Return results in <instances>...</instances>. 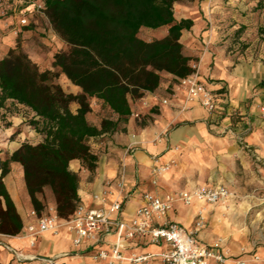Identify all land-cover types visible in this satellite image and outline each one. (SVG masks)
Wrapping results in <instances>:
<instances>
[{
    "label": "crops",
    "instance_id": "0c3cea01",
    "mask_svg": "<svg viewBox=\"0 0 264 264\" xmlns=\"http://www.w3.org/2000/svg\"><path fill=\"white\" fill-rule=\"evenodd\" d=\"M245 2L197 0L193 6H181V11L175 13L177 21L191 19L194 23L189 31H183V51L192 58L191 65L198 66L201 80L217 92L219 111L211 115L198 103H186L184 94L177 91L179 81L163 74L155 92L130 100L132 115L119 131L90 141L99 159L92 178L79 161L70 163L71 171L78 173L81 179L78 195L82 204L88 208L99 207L95 196L104 190L106 181L116 180L122 172L131 196L122 214L126 220L131 219L146 193L164 197L179 191L215 185L229 188L230 184H236L240 195L248 194L255 205L264 204V36L253 33L250 37L245 33L248 28ZM160 30L162 32L158 33L162 36L156 39L168 33L166 28ZM18 44L45 70H54V56L68 51V45L55 34L47 17L41 15L31 17L27 28H20L16 20L0 21V60ZM60 76L65 92L81 93L65 75ZM94 106L98 107L95 101ZM78 108L76 103L71 105L74 112ZM89 120L100 128L98 115L90 114ZM4 156L0 147V161L6 160ZM10 168L4 181L25 227L33 222L30 213L34 208L23 167L12 163ZM157 168L167 170L156 175L154 185L153 172ZM112 191L117 194L115 188ZM46 193L51 192L46 190ZM228 208L201 202L189 207L177 204L170 220L190 229L197 212L206 209L207 225L198 240L204 245L222 240V247L233 260L244 259L241 232L248 228L249 212ZM263 214L264 209H255L256 220L250 226L261 225ZM72 239V235L62 229L57 236L37 237L35 246H31L24 228L17 236L0 234V264H49L39 257L56 259L58 264H102L93 261V254L99 248H110L115 240L109 238L74 248ZM166 250V245L155 246L136 239L130 242L127 253L158 255ZM252 252L262 261L248 264H264V247L254 245ZM65 254L68 257L62 258Z\"/></svg>",
    "mask_w": 264,
    "mask_h": 264
},
{
    "label": "trees",
    "instance_id": "16d2710c",
    "mask_svg": "<svg viewBox=\"0 0 264 264\" xmlns=\"http://www.w3.org/2000/svg\"><path fill=\"white\" fill-rule=\"evenodd\" d=\"M180 1L196 0H46L45 15L68 45L54 56V70L40 69L20 45L0 60V109L9 101L27 109L33 114L29 125L44 136L0 163V234L17 236L24 228L4 181L12 163L23 167L34 210L39 215L45 210L49 190L58 217L68 221L81 203V179L70 163L79 161L92 178L99 159L90 141L119 131L132 115L130 100L155 92L163 74L180 81L194 72L181 43L194 23L175 18ZM163 28L168 33L162 39L141 37L143 30ZM61 74L81 93L65 92L57 82ZM94 108L101 114L100 128L89 120Z\"/></svg>",
    "mask_w": 264,
    "mask_h": 264
},
{
    "label": "built area",
    "instance_id": "2783aa9c",
    "mask_svg": "<svg viewBox=\"0 0 264 264\" xmlns=\"http://www.w3.org/2000/svg\"><path fill=\"white\" fill-rule=\"evenodd\" d=\"M46 0H0V21L16 20L20 28L31 25V17L41 15L46 17ZM194 72L187 78L180 80L177 91L184 94L186 103H198L209 114L219 111V96L216 91L208 88L199 76L197 65L192 66ZM167 103V101H164ZM260 161L258 156H254ZM167 168H157L156 175ZM113 188L117 194L114 195ZM113 196L114 198H110ZM233 194L225 186H208L192 191H179L164 197L146 193L131 219L122 218L124 205L131 197L127 192L124 172L116 180H108L104 190L95 196L97 208H88L80 203L74 216L68 220H61L55 207L49 212L45 210L39 215L35 210L30 213L33 222L24 227L25 238L35 246L36 238L45 234L59 235L66 229L72 235L74 248H81L86 244L102 242L115 238L110 248H99L92 259L102 264H248L250 259H236L222 247V240L204 245L198 240V235L207 225L205 209H200L195 217L194 225L187 229L170 220V214L177 204L192 206L195 202L209 205L225 204ZM143 240L150 245H166L167 250L158 255L127 253L130 242ZM245 255V252H242ZM68 257L67 254L61 256ZM51 259V258H49ZM49 264H58L56 259L46 260ZM252 261H262L258 255H253Z\"/></svg>",
    "mask_w": 264,
    "mask_h": 264
},
{
    "label": "rangeland",
    "instance_id": "374dc122",
    "mask_svg": "<svg viewBox=\"0 0 264 264\" xmlns=\"http://www.w3.org/2000/svg\"><path fill=\"white\" fill-rule=\"evenodd\" d=\"M194 4L195 2H177L174 5V14H177L181 11V6H193ZM244 16L248 23V28L245 30V33L250 34V37L253 33L262 34L264 36V0H246ZM158 32L161 33L162 31L143 30L141 32V37L145 40L150 41L152 39H155L156 37L162 36ZM45 63L46 59L43 57V64ZM40 69L45 70L41 67ZM57 82L61 84V76L59 77ZM93 113L101 116L99 109H97V111H94ZM32 117L33 114L30 113L27 109L15 106L10 101L7 102V106L3 108V110H0V147L3 148V153L5 154L4 157L7 158L9 156V153L17 150L24 143H31L33 145H36L38 141L42 140V137L44 138V136L38 133L33 126L29 125ZM1 162L2 161H0V163ZM239 169L240 167L238 166L237 170ZM246 186L247 185H245V187ZM229 189L233 194L232 198L228 200V202H226L227 204L225 203L220 205H225L229 208L234 207V209L239 208L248 210V228L242 230L241 232V236H243L242 243L243 245H245V247H242V252H245V260L250 259V262L255 263L254 261H252L253 255L255 254L252 252L254 245L264 247V214L260 218L262 224L258 227L253 228L251 227L252 225L250 226V223L253 224L256 220L254 217L255 209L263 210L264 204L255 205L254 199L250 198L248 194L240 195L237 192L236 184H230ZM44 198L47 204L46 210L49 212V209L51 207H54V198L51 194L47 195V193L45 194Z\"/></svg>",
    "mask_w": 264,
    "mask_h": 264
},
{
    "label": "water",
    "instance_id": "95a60500",
    "mask_svg": "<svg viewBox=\"0 0 264 264\" xmlns=\"http://www.w3.org/2000/svg\"><path fill=\"white\" fill-rule=\"evenodd\" d=\"M38 259H46V260H50L51 261V259H49V258H41V257H39Z\"/></svg>",
    "mask_w": 264,
    "mask_h": 264
}]
</instances>
